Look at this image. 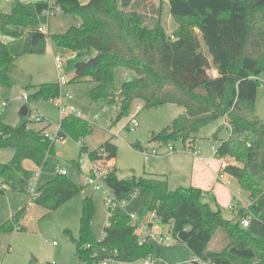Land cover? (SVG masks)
Listing matches in <instances>:
<instances>
[{
	"label": "trees",
	"instance_id": "trees-1",
	"mask_svg": "<svg viewBox=\"0 0 264 264\" xmlns=\"http://www.w3.org/2000/svg\"><path fill=\"white\" fill-rule=\"evenodd\" d=\"M53 1L61 12L77 19L66 33L46 36L39 31L42 24L49 23L44 15L53 8L49 1L17 3L10 14L0 11V85L13 86L9 73L15 61L26 54H45L49 42L77 55L95 50L94 57L75 64L73 82L93 81L92 101L119 106L117 121L129 116L135 101L144 102L148 110L169 104L185 109L154 135L152 142L166 145L180 140L193 145L204 127L226 119L231 136L218 147L217 155L235 162L227 165L224 173L233 177L251 200L248 214L252 220L244 228V209L235 220H228L220 207L214 209L204 201L199 188L172 190L166 180L156 177L119 179L114 168L107 185L115 198L128 206L110 213L105 237L97 241L91 231L94 199L85 198L80 235L73 239L80 264H100L106 259L133 264L147 257L160 258L161 248L139 245L131 224V213L143 218L151 212L172 228L177 242L189 248L194 264H198L196 259L210 264H264V122L256 112L259 78L264 73V0H168L176 24L172 33L164 23V2L155 7L151 0ZM197 32L212 61L203 53ZM118 68L137 73L119 94L115 92ZM213 68L217 77L210 75ZM60 95V83L45 84L33 89L28 103ZM30 122L22 116V122L12 127L0 116V150L14 151L8 164H0V183L14 193H28L31 172L23 167L25 161L45 167L56 153V143L46 137V129L30 127ZM61 130L78 142L92 132L90 123L76 116L64 117ZM85 151L89 149L82 142L81 152ZM100 151L114 160L118 147L109 139L89 152L90 158L98 159ZM83 189L69 175L57 174L31 201L55 211ZM27 212V207L21 209L0 232L25 231L20 223ZM219 231L227 235L230 244L211 251L209 246Z\"/></svg>",
	"mask_w": 264,
	"mask_h": 264
},
{
	"label": "rangeland",
	"instance_id": "rangeland-1",
	"mask_svg": "<svg viewBox=\"0 0 264 264\" xmlns=\"http://www.w3.org/2000/svg\"><path fill=\"white\" fill-rule=\"evenodd\" d=\"M46 1L54 3L53 0H0V11L10 14L17 3ZM161 2H164V23L169 33H172L176 24L171 17L168 0H151V4L155 7H159ZM147 11L151 16L153 15L150 7ZM76 23L75 17L57 12L49 20L48 34L53 36L66 33ZM9 39L10 37L7 38V40ZM199 39L203 53L212 61L209 49L200 34ZM96 54L95 50H90L88 53L77 55L60 49L49 42L47 53L42 55L26 54L18 58L10 68L9 73L14 83L13 86L3 87L0 85V101L6 103L5 107L0 108V116L3 122L9 126L17 127L22 122L21 110L29 105L28 101L23 99V95H29L37 86L52 83L61 84L60 74L62 73L66 76L67 83L61 84L59 100H64L66 105L74 107L80 112L81 118L90 123L92 132L82 140L90 151L100 148L109 139H112V142L117 145L118 154L115 160L119 179H128L133 176L144 177L148 176L149 173L162 174L161 172L171 175L165 171V168L171 165L169 158L178 153L203 156V158L213 156L220 163L221 159L217 155V149L221 145V136L224 134L222 139H226L225 134L229 131L224 119H219L204 127L197 134L198 140L191 150L188 145L180 140L169 143L175 146V151L171 153L169 144L161 145L158 142H152V137L171 125L184 111L183 107L169 104L148 110L144 108V102L135 101L129 116L117 121L120 112L119 106L104 100L93 102L91 92L96 84L93 81L73 82V79L75 77V64L78 61H86ZM58 55L64 63L61 73L55 65V58ZM135 78H137L135 71L118 68L115 76V92L119 94L123 84ZM259 80L256 112L259 119L264 122V73ZM68 94L72 97L70 100L66 98ZM138 105L142 106L141 111L138 110ZM29 109L30 113L27 118L31 121L30 127L41 128L43 124L50 123L51 127L48 131L54 136L56 142V153L48 158L47 166L40 168L31 161L24 162L26 169L33 173H40L38 182L33 181V186L40 188L54 179L57 175L56 167L59 164L62 169L68 171L69 177L79 186H84V189L79 195L55 211H48L33 204L28 193L22 194L11 191L6 194L0 193V228L21 209L28 208L27 214L20 223L26 228L25 231L0 232V264H33L36 263V260L39 264H80L73 239H78L80 235L84 200L86 197L94 199L95 213L91 221V231L93 238L100 241L105 237V228L109 225L110 210L106 202V193L111 195L113 193L107 185L103 191H98L87 184L86 177L79 170V165H90V151L82 153L80 143L61 130L64 117L56 101L43 99L30 104ZM37 116L44 117L45 121L43 123L32 122L36 120ZM134 122L139 125L135 129ZM216 133L219 135L215 137ZM152 150H159L158 155L146 160L145 155ZM13 155L12 149H1L0 164H8ZM109 166L115 168L114 161H111ZM206 168L204 165H199L196 177L198 178L203 170L206 171ZM176 179L183 181L184 178L183 176L178 177L177 174L172 176L170 180L173 189L177 187L175 184L177 182H174ZM185 179V183H188V178ZM212 189L209 186L208 190H202L205 199L210 202L214 209L220 207L224 218L235 219L237 211L233 212L229 209V206L235 201L232 192H226L221 197ZM219 190V192L225 191L224 188ZM246 194L249 196V193ZM215 197L222 199V201L216 202ZM229 244L227 235L223 231H219L209 247L212 250H222L227 248ZM192 260L191 257L189 260L191 263L187 264H194ZM115 264H120V262ZM133 264L144 263L138 261Z\"/></svg>",
	"mask_w": 264,
	"mask_h": 264
},
{
	"label": "built area",
	"instance_id": "built-area-1",
	"mask_svg": "<svg viewBox=\"0 0 264 264\" xmlns=\"http://www.w3.org/2000/svg\"><path fill=\"white\" fill-rule=\"evenodd\" d=\"M50 5L53 7L52 10H49L47 12L44 13L45 16H47L50 20V18L52 16H54L57 12H61V8L54 6L53 2L50 1ZM48 24H42L39 27V31L46 35L49 36V31H48ZM55 65L58 69V71L61 73L63 71L64 68V63H63V59L60 56H57L55 58ZM210 75L212 77H217L218 75V71L216 69H211L210 71ZM60 80H61V84H65L67 83V78L64 74H60ZM67 99H71V95L68 94L66 96ZM23 99L28 101V94H24L23 95ZM56 101V104L58 105V108L60 109V112L62 114L63 117L66 116H76V117H81L80 112H78L74 107L68 106L65 104L64 100H59V98L54 99ZM6 106V103H3L0 101V108H3ZM138 110L141 111L142 110V106H138ZM45 121L44 117L42 116H37L36 120L32 121L35 123H43ZM138 123L134 122V129L136 127H138ZM46 137L51 140L52 142H55L54 136L51 135L50 133L46 132ZM63 139V138H62ZM80 146H82V141L79 142ZM189 146V149H193V145L191 144H186ZM169 149L171 151V153H173L175 151V146L173 144H169ZM159 150H152V152L147 153L146 156V160H149L152 157H155L156 155H158ZM113 160H108L107 159V155L106 153H104L103 151H100L98 153V159L96 160H92L90 158V165L87 164H80L79 165V170L84 174V176L86 177V181L88 185H91L92 187H94V189L98 190V191H103L105 189V185H107L106 179L109 175V173H111L113 171L114 168H112V166L110 167L109 164L110 162ZM57 170V174L62 175V176H68L69 173L67 170L62 169V167L60 165H58L56 167ZM39 173H31L30 176V182H29V186H28V194L31 196V199L34 200L37 196H38V189L33 186V181L36 183V181L39 178ZM108 186V185H107ZM0 190L2 192H9L10 188L8 185L6 184H1L0 183ZM107 195V204L109 206V210L110 213H112L113 211H115L117 208H126L128 206V202L123 201V202H119L115 196L112 194H108ZM236 206H233L231 209H235ZM242 210V209H240ZM245 213H247L246 217L242 219L241 221V225L244 228H247L250 226L251 224V220H252V214L249 213L248 214V207L244 208ZM131 217V224L132 226L135 228V235L138 238V242L139 245H155L159 248H163L166 246H170L174 241L175 238L173 236V232H172V228L169 225H163L156 212H151L148 215H146L143 218L138 217L137 214L135 213H131L130 214ZM16 230H19V228H17ZM161 258V257H160ZM160 258H153V257H147L143 260H141L144 264H160ZM198 264H210L207 262H203L200 259H196ZM117 263L115 260L112 259H106L103 262H101L100 264H115Z\"/></svg>",
	"mask_w": 264,
	"mask_h": 264
},
{
	"label": "crops",
	"instance_id": "crops-1",
	"mask_svg": "<svg viewBox=\"0 0 264 264\" xmlns=\"http://www.w3.org/2000/svg\"><path fill=\"white\" fill-rule=\"evenodd\" d=\"M168 3H169V1H168ZM197 33L200 34V32H197ZM48 47H49V43L47 46L46 53L48 51ZM138 106H140V105H138ZM184 113H185V109L183 112H181L180 115H183ZM224 121H225V125L228 126L227 120L224 119ZM50 127H51L50 123H45V124H43V126L41 128H36V129L37 130L46 129V132L49 133L48 130L50 129ZM228 128H229V126H228ZM217 135H219V134L216 133L214 136L216 137ZM222 136L220 139L221 143L230 138V136H231L230 129H229L228 133L225 134L226 139H222ZM197 140L198 139H195L193 141L194 146L196 145L195 143L197 142ZM97 149H95V150H97ZM169 159H171V161H170L171 165H168L165 168V171L171 175H168L167 173L161 172L162 174L149 173L148 176H144V177L162 178L168 182L169 187L172 190H175L171 187V180L170 179L172 176L174 177L177 174L178 177L183 176L184 179H183V181H181L180 179H176V181H174V182H177V183H175V184H177L176 189L180 188V187H192L193 186V187L199 188V189L204 191V190H208L209 186H211L213 188L212 190H214V192L218 196H221V197L224 194H226V192H232L233 198L235 199V201H234V203H232L229 206V209H231L233 206H236L235 209H231V210L233 212L237 211V215H238V212L240 211V209H244L245 207H249V205L251 204L249 196L246 194V192H244L243 190L240 189L236 180L233 177L229 176L228 174L224 173V168L227 165L235 164V162L231 158H220L221 161L219 163V160L216 161L213 156L203 158V156H193V155H187L186 153H178V154H173L172 157H170ZM113 161H114V166L116 168V160L114 159ZM25 162H28V161H25ZM199 165H204L205 167H207L206 168L207 170L206 171L203 170V173H201L199 175V177L197 178L196 173H197V168L199 167ZM23 167L25 168L24 163H23ZM26 170H28V169H26ZM28 171H30V170H28ZM31 173H33V172H31ZM39 175H40V173H39ZM189 176H191V177H189ZM185 178H188L187 179V180H189L188 183H185V180H186ZM178 184H180V185H178ZM186 184H189V185H186ZM221 188H224L225 191L219 192L220 191L219 189H221ZM205 200L206 199H205V194H204V201ZM215 201L220 202V201H222V199H218L217 197H215ZM205 202L210 204V202L208 200H206ZM235 219H232V220H235ZM228 220H230V219H228ZM209 249H210V247H209ZM161 250H162V255L160 258V264H187V263H191V262H189V260L192 257L191 251L189 250V248L187 246L180 244L176 240L170 246L163 247V248H161ZM210 250L211 251H220V250H212V249H210ZM120 264H123V263H120Z\"/></svg>",
	"mask_w": 264,
	"mask_h": 264
},
{
	"label": "water",
	"instance_id": "water-1",
	"mask_svg": "<svg viewBox=\"0 0 264 264\" xmlns=\"http://www.w3.org/2000/svg\"><path fill=\"white\" fill-rule=\"evenodd\" d=\"M21 116L23 117H27L29 114V107L26 105L25 107H23V109L21 110ZM36 263H38V261H35Z\"/></svg>",
	"mask_w": 264,
	"mask_h": 264
}]
</instances>
